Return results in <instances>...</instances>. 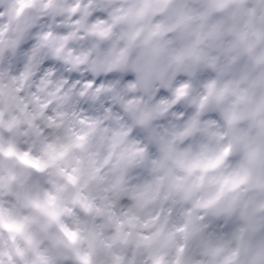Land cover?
Segmentation results:
<instances>
[{"label":"clouds","instance_id":"1","mask_svg":"<svg viewBox=\"0 0 264 264\" xmlns=\"http://www.w3.org/2000/svg\"><path fill=\"white\" fill-rule=\"evenodd\" d=\"M0 264H264V0H0Z\"/></svg>","mask_w":264,"mask_h":264}]
</instances>
